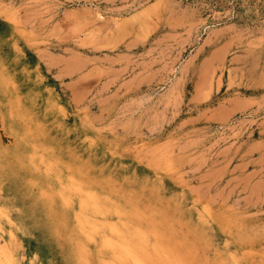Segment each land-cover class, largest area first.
<instances>
[{
  "label": "rangeland",
  "instance_id": "374dc122",
  "mask_svg": "<svg viewBox=\"0 0 264 264\" xmlns=\"http://www.w3.org/2000/svg\"><path fill=\"white\" fill-rule=\"evenodd\" d=\"M0 264H264V0H0Z\"/></svg>",
  "mask_w": 264,
  "mask_h": 264
},
{
  "label": "bare ground",
  "instance_id": "6f19581e",
  "mask_svg": "<svg viewBox=\"0 0 264 264\" xmlns=\"http://www.w3.org/2000/svg\"><path fill=\"white\" fill-rule=\"evenodd\" d=\"M140 238H141V237H140ZM103 240H104V239H103ZM120 240H122V238H120ZM125 240H126V239H125ZM139 240H141V239H139ZM127 241H128V240H127ZM141 242H142V241H141ZM145 242H146V241H145ZM110 243H111V241H110ZM121 243H122V242H121ZM130 243H131V242H130ZM104 244H106V243H104ZM122 244H123V243H122ZM137 244H138V242H137ZM143 244H144V243H143ZM123 245H124V244H123ZM123 245H122V246H123ZM126 245H127V244H126ZM139 245H140V244H138V246H139ZM145 245H146V244H145ZM133 246H135V245H133ZM136 246H137V245H136ZM136 246H135V247H136ZM138 246H137V247H138ZM135 247H134V248H135ZM137 247H136V248H137ZM144 247H145V246H144ZM134 248H133V249H134ZM136 248H135V249H136ZM130 249H131V248H130ZM139 249H140V248H139ZM114 250H115V249H114ZM131 250H132V249H131ZM137 250H138V249H137ZM115 251H116V250H115ZM135 251H136V250H135ZM141 251H142V250H141ZM143 251H144V250H143ZM136 252H137V251H136ZM136 252H135V254H136ZM122 253H125V252H122ZM131 253H134V251L132 250ZM139 253H140V252H139ZM140 254H141V253H140ZM140 254H139V258H138V259H140V256H141ZM114 255H116V254H114ZM123 255H124V254H123ZM133 255H134V254H133ZM127 256H128V255H127ZM2 257H3V256H2ZM123 257H125V256H123ZM131 257H132V259H133V256H132V255H131ZM134 257H135V255H134ZM136 257H137V256H136ZM125 258H126V257H125ZM133 260H134V259H133ZM137 261H139V260H137ZM139 262H140V261H139Z\"/></svg>",
  "mask_w": 264,
  "mask_h": 264
}]
</instances>
